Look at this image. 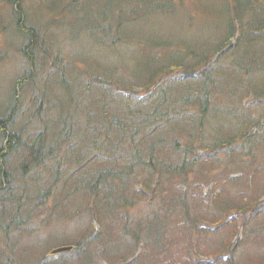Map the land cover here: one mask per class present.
Instances as JSON below:
<instances>
[{"label":"trees","instance_id":"1","mask_svg":"<svg viewBox=\"0 0 264 264\" xmlns=\"http://www.w3.org/2000/svg\"><path fill=\"white\" fill-rule=\"evenodd\" d=\"M24 1L7 0L23 45L0 103V264H264V0L192 1L188 22L181 0L82 1L68 39L112 49L96 63L53 51Z\"/></svg>","mask_w":264,"mask_h":264},{"label":"rangeland","instance_id":"2","mask_svg":"<svg viewBox=\"0 0 264 264\" xmlns=\"http://www.w3.org/2000/svg\"><path fill=\"white\" fill-rule=\"evenodd\" d=\"M68 1L71 0H61L60 2H57L59 5H55V9L54 10H49L47 11V9H45L46 7H48L52 2H54V0H26V2L24 1V4L26 6H30L31 4H35L37 6V8L42 7L43 9L42 12L44 13V18L43 20L45 21L46 26L48 27V39L49 41L51 39H53V51H57V52H62L63 55H68V51L72 50L74 51L73 53H77L79 52L82 56L86 57L89 59V61L91 63H96V62H100L102 60H104L105 58L109 57L110 60H114L115 58L113 56V52L112 49H108L106 47L100 46L99 44H97L96 42L93 41V39L90 37V35L88 33H81V35L78 37H76V41H73L68 39L69 37V23L72 20H75L76 17H83V14L76 11L75 12V8L77 6H81V2L86 1V0H72L71 2V7L68 8L67 7V3ZM92 1V2H91ZM193 3L196 0H181V4L179 5V9H180V19L181 22L182 21H189V18L187 17V15L184 13L185 10L190 6V12L196 14L195 10H198V7H195ZM108 1L105 0H90V2L88 1V8L90 10H88L89 12H93L94 14H97V9L100 8L101 4L106 3ZM84 5V4H82ZM181 7V8H180ZM13 7H11V4L7 2V0H0V53H5V58L1 57L2 59H6V62L0 63V103L3 101H7L6 99V93L5 91L8 88L9 85V80L10 78L13 76L14 73H17V71H19V67H18V57L20 55L19 50H17L16 46H19L20 44L23 45L22 41L19 43L18 39L15 36L14 33V21L12 20L13 15H12V9ZM47 11V12H46ZM87 11V12H88ZM95 14V16H96ZM42 21V20H41ZM64 24V25H63ZM7 27L4 28V27ZM68 28V29H67ZM67 29V30H66ZM77 29V28H75ZM50 31V32H49ZM76 31L70 32V35H75ZM56 37L58 40H55ZM70 40V41H69ZM22 45H20V49L22 48ZM129 46V44H127V47ZM58 47H63L61 51H58ZM126 45L125 42L121 45L118 44V46L116 47L115 53H119V52H123L126 51ZM124 54V53H123ZM136 55V54H135ZM125 60L126 62H128L130 64V66H134L135 64V59L136 56L134 57V53L132 54H125ZM49 59V57H48ZM139 68L142 66V60L140 58L136 59ZM49 64H52V60H49ZM77 67L81 68L82 70H88V65L86 64H82L81 62H78ZM16 71V72H15ZM72 74H76V72H72ZM87 75H85L86 77ZM94 77V75H93ZM53 82L51 83V81L49 82V86H61V84L55 85V79H52ZM91 79L88 78V81H90ZM86 81V80H85ZM86 81V82H88ZM69 86H64L62 91H63V95L66 94L67 89H69ZM71 89L76 92V87H71ZM56 95V93H55ZM54 95V97H55ZM74 96L78 98V95ZM80 103V102H79ZM49 104L45 103L43 105V109L45 110L46 108H48ZM61 106V105H60ZM68 113H70L69 111L65 110V114L67 115ZM53 114V113H52ZM119 121V120H118ZM36 121L34 119V121L32 120L31 124H34ZM118 123V122H117ZM60 131V128H59ZM66 135L68 133H65ZM60 136L63 137V134L60 131ZM95 135V134H94ZM96 137V135H95ZM105 138V137H104ZM106 139V138H105ZM96 140L95 143L97 144H101L102 142L100 141L99 138H95L94 141ZM103 143H106L103 141ZM247 144V143H246ZM244 144V145H246ZM108 145V144H107ZM119 150H124L123 147H120ZM261 152V151H260ZM239 156H242V154H240V152L237 154ZM259 156L261 157V154H259ZM79 170L83 171V167L81 165L78 166L77 161L72 158L71 161L68 160V164L67 167H65V170H73L74 168H78ZM145 167V166H144ZM93 171L98 170L97 165H91L90 167ZM64 170V169H63ZM63 170L60 169L61 174L63 175ZM146 170H148V168L146 167ZM249 170V169H246ZM93 173V172H92ZM46 175V173H45ZM87 173L83 174V177L85 178L86 181L87 180ZM68 176L67 175H63V179L65 181V179H67ZM253 177L251 176V179ZM214 180V179H212ZM208 181V179L206 180ZM211 181V180H210ZM216 181V182H214ZM214 181L211 182H204L202 184L199 183H195L193 191L194 193H197L198 195L201 196H205L207 193H209L212 189H214L217 185L218 187L221 186L220 183H218V181L215 179ZM89 182V181H88ZM136 184V183H135ZM179 186V185H178ZM223 187H225L226 185H222ZM180 190H185L186 188H188V190L190 191L189 187L185 186V185H180L178 187ZM187 191V190H186ZM248 192V191H245ZM229 197V194H228ZM261 200L264 201V196L261 198ZM259 200L256 199V202H258ZM150 204V203H149ZM150 208L149 205L147 203L144 204H138L135 203L133 206L127 207L126 209H128V213L129 216L133 217L136 215H142V217L145 216V210L142 209L141 213L138 214L137 212V208ZM150 211V210H149ZM150 213V212H148ZM177 243V240H176ZM201 258V257H199ZM202 259V258H201ZM212 259V258H211ZM178 260L172 262V264H184L181 260V262H177Z\"/></svg>","mask_w":264,"mask_h":264},{"label":"water","instance_id":"3","mask_svg":"<svg viewBox=\"0 0 264 264\" xmlns=\"http://www.w3.org/2000/svg\"><path fill=\"white\" fill-rule=\"evenodd\" d=\"M72 249H73L72 246H64V247H60V248H57V249L53 250L51 252V254L56 255V254H60V253L71 251Z\"/></svg>","mask_w":264,"mask_h":264}]
</instances>
